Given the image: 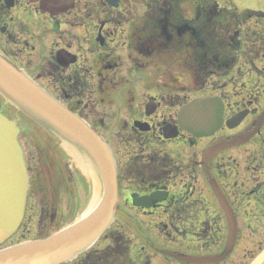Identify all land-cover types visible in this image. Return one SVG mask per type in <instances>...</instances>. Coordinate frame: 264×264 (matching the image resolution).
Listing matches in <instances>:
<instances>
[{
    "label": "flooded vegetation",
    "instance_id": "flooded-vegetation-1",
    "mask_svg": "<svg viewBox=\"0 0 264 264\" xmlns=\"http://www.w3.org/2000/svg\"><path fill=\"white\" fill-rule=\"evenodd\" d=\"M130 2L119 0L118 6L112 7L105 0H76L72 10L76 11L72 20L77 22L76 25L72 21L59 22V17L65 14L49 18L52 20L49 23L52 37L58 36L60 45L50 52L46 63L48 67L45 68L48 72L44 75L54 79L55 94L48 91L88 124L112 150L118 181L114 222L120 220L125 224H136L139 235L136 238L138 243H135L139 245L137 259L128 255L129 261L133 264H153V256L159 255L168 261L173 255L180 264H195L183 257L220 255L216 248L222 243L214 240L213 244H207V238L216 236L218 239L220 231L226 238L228 233L227 220L217 200L221 216L218 213L211 215L208 201L202 198L209 191L212 181L233 212L237 224L234 246L254 233L252 222L242 221L238 207L246 195L250 199L252 195L259 194L260 199L255 203L264 209V124L245 143L224 147L206 161L203 154L211 145L239 139L236 137L241 133L252 131L264 111V101L251 102L245 97L232 100L221 94L202 95L209 79L203 80L196 69L193 73L201 87L193 89L198 92L192 97L191 90L175 87L176 77L170 68L167 72L158 68L153 73L148 72L146 69L158 64L160 49L169 48L158 39L159 27L154 24L155 16L165 10L160 7L163 1L147 0L145 11L152 14H149V24H144V20L128 18ZM30 6L37 5L28 0H0V51L10 61L11 13L27 12ZM208 6L209 12H223L218 0ZM68 23L73 28L80 27L82 31L72 34L71 40H66L61 33L62 27ZM24 25L25 29L27 25ZM83 29L86 35L82 34ZM230 36L233 45L238 46L237 29ZM81 37L84 39L81 40ZM152 44L159 50H154ZM115 45L119 48L116 49ZM59 50L74 57V61L65 68L55 62V54ZM254 59L250 57L252 66ZM28 63L24 64V70L34 76L28 69ZM167 81L172 87L165 84ZM207 96H217L222 101L223 123L214 134L199 137L179 126L178 113L191 99ZM3 101L0 111L11 119V108L14 110L19 135L25 127L36 132H33V137H37L35 142L40 159L52 163V168L59 171L57 177L73 193L77 179L85 181L86 176L75 163L70 165L71 156L65 150L64 142ZM237 114L243 115L242 120L237 126L229 127L227 122ZM174 133L175 136L170 135ZM23 152L25 155L24 148ZM152 193L161 197L147 202L149 206L138 204L144 203V198ZM149 225H155L168 234L185 235L190 232L196 240L170 249L151 233ZM119 253L122 254L116 250L114 258ZM95 256H99L98 259ZM110 256L113 254L109 249H92L76 259L79 260L77 264H104V261L111 263ZM224 260L212 264H223Z\"/></svg>",
    "mask_w": 264,
    "mask_h": 264
},
{
    "label": "rangeland",
    "instance_id": "rangeland-1",
    "mask_svg": "<svg viewBox=\"0 0 264 264\" xmlns=\"http://www.w3.org/2000/svg\"><path fill=\"white\" fill-rule=\"evenodd\" d=\"M218 2L220 5L219 7L231 12H248L246 10L264 12V0H218ZM147 3V0H131L127 7L129 9L128 18L133 20L138 19L137 21L144 20V24H149V14H152L145 11V9H147ZM75 13L76 11H72L69 14L60 16L58 20L59 22L72 21L75 18ZM187 14L188 16H191L192 12H185L186 17H188ZM17 16L19 17L17 18ZM73 23L75 25L77 24V22ZM24 24L27 25L25 28L26 30L24 29ZM70 24L71 23L66 24L61 29V33L66 40H71V35L75 34L77 30L79 32L81 31L80 27L73 28ZM237 26L238 30L243 32L241 35L239 34L240 37H242V40H244V38L246 40L244 41L246 44H244L240 50L241 56L238 64L226 77H212L209 79L204 85L201 94H221L232 100L245 97L246 100L251 102L259 101L263 103L264 18L251 17L248 24ZM11 30V33L14 36V39L11 41V60L17 63V65L23 70L24 64L29 62L28 69L33 73L32 75L34 76L32 77H34L36 82L41 84L43 88L47 90L49 89L55 94L53 86L54 79L48 78L44 75V72H48V69L45 68L48 67L46 63L48 62L50 52L56 49L60 44H58V36L56 38L52 37L48 17L45 14L38 12L36 6H30L27 12L13 11V13H11ZM24 31L26 33L20 36L19 34ZM83 31L82 34L86 35L87 33L84 29ZM148 31L153 32V29H149ZM83 39L84 38L81 37V40ZM155 46L156 45L152 44L154 50H159ZM115 48L118 49L119 46L115 45ZM167 52L166 49H160L158 54V64L151 65L152 69L150 67L146 70L151 73L158 69L167 72L168 68H170L171 72H174L176 77L174 82L176 85L175 87L191 90V97L196 95L198 91H194L193 89L196 86L201 87V85L193 73L194 67L192 65L188 66L190 62L187 61L184 53L175 52L169 54ZM250 52L253 54H250ZM250 57L255 58L253 62L254 66H249ZM20 61L23 62L22 65ZM37 77L39 79H37ZM165 84H167V86L171 85L169 81L165 82ZM2 101L3 100L0 97V108L4 105L2 104ZM11 116L13 119H16V114L12 108ZM33 132L36 134L35 131H31L30 128L25 127L24 129L22 128V132L18 136L20 143L25 149V155L27 157L26 161L28 164L27 167L29 169V190L24 218L18 231L11 237V239L6 240L0 245V248L25 240L35 239L39 237V235L53 233L62 227H65L77 217L88 199V189L91 183L89 177L87 178L84 176L85 181L84 179H77L78 183L76 189L71 193V188L68 190V188L57 177L59 171L52 168V163L47 162L44 158L40 159L41 156L37 148L38 145L35 142L37 137L34 139ZM69 154L71 156L70 165L75 163L82 173L87 174L85 169L78 163L75 154L73 155L71 152H69ZM82 157L84 158V156ZM254 173L256 174L257 172ZM98 194L99 191L97 195ZM202 198L208 201L207 206H209L211 215H215L216 213L219 214L216 199L210 188L209 191L207 190L206 196H203ZM258 199H260L259 194L252 195L250 199L249 196L246 195L243 203L238 207L240 215L242 216V221L247 220L248 222H252L251 224L254 229V235L252 234L246 237V241L239 242L236 247L234 246L229 251V254L224 260L226 262L223 264H249L255 255L264 248V218H260V216L264 217V209H261L256 205L255 201ZM243 216L245 218H243ZM241 226L244 228L243 224H241ZM148 227L150 228L151 233L157 237L162 244L165 242L167 248L170 249L176 248L179 245L185 246L190 239L196 240L194 235L192 237L190 234H185L187 236L185 237V235H183L182 237L181 234H176L174 232L170 234L163 232L156 228L155 225H149ZM220 227H222V224ZM116 231H119L132 239L131 255L137 259L136 255L139 245L134 244V240H137L136 233L138 230L136 226L125 224L120 220L112 223L108 231L101 236L92 249H109V252L115 250L116 244H114V240L111 238V233ZM215 237L208 238L207 244H213L214 240L218 243H222L221 246L219 245V248H216L222 252L226 245V238L224 237L223 231H220L218 234V239ZM136 243L138 242L136 241ZM111 259L113 260L111 263L104 264H121L119 257H111ZM74 260L75 261H71L69 264H77L79 261L78 259ZM152 263L163 264L164 262L162 261V257L160 258L159 255H156L152 257ZM167 264L180 263L170 256V260L167 261Z\"/></svg>",
    "mask_w": 264,
    "mask_h": 264
},
{
    "label": "water",
    "instance_id": "water-1",
    "mask_svg": "<svg viewBox=\"0 0 264 264\" xmlns=\"http://www.w3.org/2000/svg\"><path fill=\"white\" fill-rule=\"evenodd\" d=\"M50 15L63 13L74 7L75 0H30ZM117 7L119 0H106ZM74 58V57H73ZM64 50L56 55L57 62L68 66L74 59ZM0 95L11 105L30 117L58 139L85 154L96 169L100 196L92 202L90 197L82 210L86 212L72 223L44 239L29 240L0 249V264H61L88 249L109 228L114 219L118 200L117 170L108 144L81 118L50 96L24 71L0 52ZM222 103L216 98H196L181 108L178 114L181 128L195 136H210L222 125ZM243 115H236L229 127H235ZM264 123V113L252 132L243 133L230 142L210 146L203 155L208 160L216 151L247 141ZM18 128L0 113V244L18 228L25 209L28 176L21 148L17 142ZM175 136L176 134H170ZM215 196L222 206L229 227L228 248L234 242L236 226L233 213L219 189L212 184ZM157 193L144 198L143 204L158 199ZM221 258H195L197 263H210ZM264 263V249L250 264Z\"/></svg>",
    "mask_w": 264,
    "mask_h": 264
},
{
    "label": "trees",
    "instance_id": "trees-1",
    "mask_svg": "<svg viewBox=\"0 0 264 264\" xmlns=\"http://www.w3.org/2000/svg\"><path fill=\"white\" fill-rule=\"evenodd\" d=\"M162 1L160 7L165 10L159 12L154 21L159 27L157 28L160 38L169 46L167 49L169 52L184 53L185 58L195 65L197 73L203 80L211 76L225 77L232 64H236L234 55L243 46L240 41L238 46L232 43V36L228 33L232 23L237 20L246 23L250 17L262 16L261 12L253 11L240 12L238 16L224 10L209 12L208 3L212 0ZM185 12H192V18L188 20ZM116 239L118 240L116 249L122 253H119V256L122 255L123 264H133L127 258L129 255L127 239L121 234L116 236Z\"/></svg>",
    "mask_w": 264,
    "mask_h": 264
},
{
    "label": "bare ground",
    "instance_id": "bare-ground-1",
    "mask_svg": "<svg viewBox=\"0 0 264 264\" xmlns=\"http://www.w3.org/2000/svg\"><path fill=\"white\" fill-rule=\"evenodd\" d=\"M75 157H76L78 163L82 166V168H84V169L86 170L87 173H90V174H91L90 177L92 178L93 183H94V190H95L94 192H95V193H98V192H97V180H96L95 175L92 174V171L90 172L88 162H87L82 156H78V155H76ZM96 195H97V194H96Z\"/></svg>",
    "mask_w": 264,
    "mask_h": 264
}]
</instances>
